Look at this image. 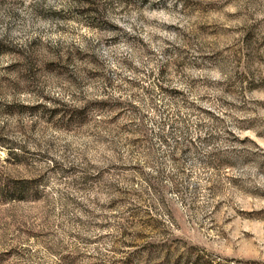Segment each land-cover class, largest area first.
<instances>
[{
    "label": "rangeland",
    "instance_id": "obj_1",
    "mask_svg": "<svg viewBox=\"0 0 264 264\" xmlns=\"http://www.w3.org/2000/svg\"><path fill=\"white\" fill-rule=\"evenodd\" d=\"M0 264H264V0H0Z\"/></svg>",
    "mask_w": 264,
    "mask_h": 264
}]
</instances>
